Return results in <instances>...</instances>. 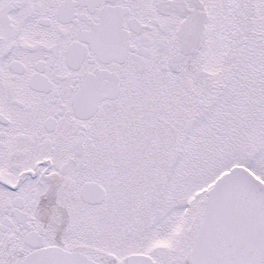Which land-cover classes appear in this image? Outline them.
Wrapping results in <instances>:
<instances>
[{
	"label": "snow or ice",
	"instance_id": "obj_1",
	"mask_svg": "<svg viewBox=\"0 0 264 264\" xmlns=\"http://www.w3.org/2000/svg\"><path fill=\"white\" fill-rule=\"evenodd\" d=\"M0 264H264V0H0Z\"/></svg>",
	"mask_w": 264,
	"mask_h": 264
}]
</instances>
